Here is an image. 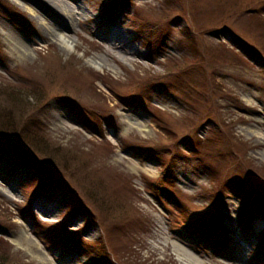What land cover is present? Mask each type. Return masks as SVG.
<instances>
[{"label": "rangeland", "instance_id": "rangeland-1", "mask_svg": "<svg viewBox=\"0 0 264 264\" xmlns=\"http://www.w3.org/2000/svg\"><path fill=\"white\" fill-rule=\"evenodd\" d=\"M62 1L0 0L1 264H264V0Z\"/></svg>", "mask_w": 264, "mask_h": 264}, {"label": "bare ground", "instance_id": "bare-ground-1", "mask_svg": "<svg viewBox=\"0 0 264 264\" xmlns=\"http://www.w3.org/2000/svg\"><path fill=\"white\" fill-rule=\"evenodd\" d=\"M77 1V0H76ZM52 2H56L58 4V6L60 7L61 11L63 12V14L66 15V17L68 16V18H71L72 15L74 13H76L74 11V8L72 7H69L67 5H65L63 3L62 0H52ZM77 8L81 9V7H79V5H77ZM62 26V25H60ZM59 25L58 26H50L49 27V33L51 34V36L55 39V41L60 44V46L64 47L65 49H71L72 47V42L71 39L67 38L63 31H61V27ZM63 28V26H62ZM109 32H104L103 33V36L105 37L106 41H109V46L112 47V50L114 49H117V48H120V46L126 41V38L124 36L123 33H121L120 31H118L117 29H115L114 26H112L111 24H109ZM103 40H105L104 38H102ZM101 44V43H100ZM112 50H107L109 56L111 57V54L112 53ZM133 50H130V52H132ZM126 53V51H124ZM121 59V57H119ZM100 59H97V58H90L89 59V62H91V64H94L98 67H101V60L99 61ZM254 132V131H252ZM29 239H32L31 236H28ZM27 237V238H28ZM179 248V246H177ZM181 251H184L182 247L179 248ZM39 258L40 256L37 255Z\"/></svg>", "mask_w": 264, "mask_h": 264}, {"label": "trees", "instance_id": "trees-1", "mask_svg": "<svg viewBox=\"0 0 264 264\" xmlns=\"http://www.w3.org/2000/svg\"><path fill=\"white\" fill-rule=\"evenodd\" d=\"M194 67H196V66H193V67H189L188 69H191V68H194ZM195 90V89H194ZM206 93V92H205ZM207 101H208V105L209 104H211V102L209 101V97H207ZM1 124V123H0ZM2 127H4L3 125H0V129H2ZM1 131V130H0ZM29 135H34L35 137H38V138H42L43 140H44V142H45V139H46V137H45V135H43V134H40V133H42V132H37L36 134H32V133H30V132H27ZM1 137H3V136H0V138ZM220 141H221V143L222 144H224V145H226L227 146V148L229 149V151H231L233 154H232V159H233V161H232V163H233V165L234 164H239V162H240V164H242V161H243V159H242V157L240 156V158H239V152L240 151H243L244 150V152H245V150L247 151V145H246V142H244L243 140H237L236 139V137L234 136H230V135H226V136H224L223 135V137L221 136V139H220ZM48 143V142H47ZM56 148H58V147H56ZM239 148H240V150H239ZM22 157V156H21ZM22 162L23 163H25V161H26V158L25 157H22ZM241 160V161H240ZM245 162V161H244ZM232 165V166H233ZM213 210H211V211H209L210 213L212 212ZM245 222H246V219L244 220ZM197 228H199V230H202V233H204V232H206V231H208V232H210L211 231V229H210V226L206 223V224H204V225H202V226H197ZM215 230H217V233H219V236L222 238V237H224L223 235H222V233H221V231L219 230V228L217 229H215ZM1 262H2V260L0 259V264H1Z\"/></svg>", "mask_w": 264, "mask_h": 264}]
</instances>
